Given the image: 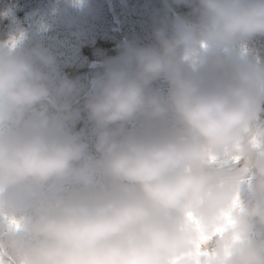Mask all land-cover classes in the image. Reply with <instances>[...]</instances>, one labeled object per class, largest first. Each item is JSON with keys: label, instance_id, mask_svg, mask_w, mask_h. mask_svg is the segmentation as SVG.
I'll use <instances>...</instances> for the list:
<instances>
[{"label": "clouds", "instance_id": "9594fccd", "mask_svg": "<svg viewBox=\"0 0 264 264\" xmlns=\"http://www.w3.org/2000/svg\"><path fill=\"white\" fill-rule=\"evenodd\" d=\"M177 2L195 5L196 22L156 29L154 45H122L93 79L84 107L95 156L68 131L76 81L60 79L53 99L55 57L21 50L22 35L0 43V193L85 181L39 198L22 221L0 210L16 233L0 264H264V66L223 54L264 36V0ZM45 101L52 110L36 111ZM137 118L146 126L126 129Z\"/></svg>", "mask_w": 264, "mask_h": 264}, {"label": "rangeland", "instance_id": "374dc122", "mask_svg": "<svg viewBox=\"0 0 264 264\" xmlns=\"http://www.w3.org/2000/svg\"><path fill=\"white\" fill-rule=\"evenodd\" d=\"M114 1L116 0H111L112 3H115ZM121 1L120 7L118 5L115 6L118 8L116 15L132 37L133 44L137 46L154 45L156 42L155 30L166 23L163 9L166 0ZM56 2L59 3L58 8L55 6ZM39 3V8L45 18H42L39 23L29 28L18 24L12 37L23 36L21 50L40 47L55 57L56 74L48 84L54 98L55 88L60 79L64 78L61 74L60 65L77 57L78 41L81 40V34L84 33L82 24H85L87 29H90V33L98 31L104 35L114 34L116 26L112 22V18L108 16L107 2L102 5H96L98 7H95L97 9L96 13L99 15L97 16L96 14L90 17L84 15V8L77 9L72 7L65 0H40ZM190 23L194 22L191 21ZM223 54L226 58L235 57L250 61L257 66H264V36L257 35L248 40L239 41L224 49ZM42 70L47 72L46 68H42ZM92 80L93 78L86 77L70 95L85 91ZM260 92L261 88L257 90L258 97H260ZM161 93L165 94L164 92ZM83 112L84 109L81 110V113ZM89 122L92 126V142L95 146L97 133L93 123ZM145 126L143 119L137 118L129 122L125 127L126 129L136 130ZM258 127L264 128V123L260 122ZM57 182L53 180L35 189L34 195H29L24 185L10 186L6 191L0 193V210H7L9 217L22 221L32 214L33 206L39 198L56 195ZM241 199L244 202L250 200L246 189L242 192ZM256 230H259L258 226ZM14 234L16 233L9 219L0 216V244L2 246L6 245L9 238ZM21 235L24 239H30L27 234L22 233Z\"/></svg>", "mask_w": 264, "mask_h": 264}, {"label": "trees", "instance_id": "16d2710c", "mask_svg": "<svg viewBox=\"0 0 264 264\" xmlns=\"http://www.w3.org/2000/svg\"><path fill=\"white\" fill-rule=\"evenodd\" d=\"M40 0H0V43L12 38L18 24L26 27H33L44 17L42 10L39 8ZM107 2L108 16L112 18V22L116 26V32L112 35H104L98 31L90 33L85 24L83 25L84 33L81 34V40L78 41L77 57L60 65L63 77L76 81L77 86L86 78H95L103 71L104 62L111 58L117 57L120 53L121 46L130 43L133 44L132 37L126 31V28L117 17L116 11L120 7L122 1L116 0H87L84 7V15L90 17L96 15V5H102ZM109 2V3H108ZM55 6L58 8L59 3ZM194 4L177 2V0H166L163 6L165 12V28L171 34L172 28L177 21L196 22L198 14L194 12ZM98 8V7H97ZM99 14H97L98 16ZM82 16V14H81ZM163 17V18H164ZM95 74V76H94ZM97 74V75H96ZM93 81V80H92ZM92 81L86 87L85 91L75 93L68 97L69 102L74 110L79 112V117L69 125L68 131L73 134H80L87 144V153L95 156V146L92 140V126L88 118L87 111L84 107L87 95L92 90ZM154 90L167 93V85L163 81L154 82L152 85ZM262 105H264V88H261L260 97ZM54 99V98H53ZM84 112L81 113V110ZM51 102L45 101L37 106L36 111H51ZM31 115V113H29ZM260 122L264 123V114L261 115ZM142 128V127H141ZM92 182L96 184L104 183L100 177L92 178ZM85 183L84 179L79 176H73L63 181H58L56 186L57 194H70L79 189ZM2 246V244H0Z\"/></svg>", "mask_w": 264, "mask_h": 264}, {"label": "snow or ice", "instance_id": "6c2138e0", "mask_svg": "<svg viewBox=\"0 0 264 264\" xmlns=\"http://www.w3.org/2000/svg\"><path fill=\"white\" fill-rule=\"evenodd\" d=\"M220 230L218 229L217 232H219ZM208 237H203L202 238V244L205 243L207 241ZM198 248L201 249V254H204L203 253V250H202V246L201 245H198Z\"/></svg>", "mask_w": 264, "mask_h": 264}]
</instances>
